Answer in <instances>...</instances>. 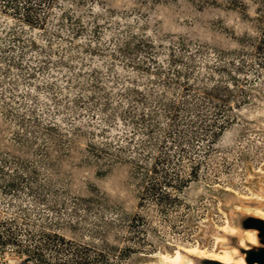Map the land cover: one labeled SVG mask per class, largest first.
I'll return each mask as SVG.
<instances>
[{
	"label": "rangeland",
	"instance_id": "1",
	"mask_svg": "<svg viewBox=\"0 0 264 264\" xmlns=\"http://www.w3.org/2000/svg\"><path fill=\"white\" fill-rule=\"evenodd\" d=\"M19 1H23V6L24 0ZM242 2L235 6L227 0H219L216 5L201 9L190 0H163L156 4H142L140 0H86L82 8H77L71 0H57L47 26L39 28L16 14L14 5L7 6L6 0H0V125L4 133L1 136L14 144L17 142L12 131L29 130L33 135L37 128L30 126L33 122L29 119L24 125L15 117L7 120L4 113L8 108L27 115L33 111L46 121H57L70 128L72 115L76 117L74 124L90 118L97 123L106 122L99 109L100 102L95 103V117L86 106L81 114L71 115L75 94L84 92L88 96L99 92L92 86L98 79L113 93L115 102L125 104L132 96L121 92L126 84H133V79L139 80L135 86L143 91L150 86L165 88L153 71L138 69L130 55L113 54L118 50L114 37L120 34L124 40L127 33L122 27L129 22L135 32L154 37L158 45L154 55L166 66L170 59L171 35H175V40L180 35L188 36L194 41L193 46L206 45L205 50L196 55V76L199 77L193 75L192 80L204 78L211 82L206 79L211 72L206 65L213 67L215 61L221 60L227 64L224 69H216V84L229 86L233 95L224 96L225 101H217L223 110L216 109V125L225 119H234L216 134V139L211 133L200 130L198 139L191 138L187 147L192 159L180 157L169 165L186 172L196 166L198 172L184 189L173 191L169 187L180 198L178 205H169L163 211L154 202L142 203L141 182L135 178L133 166L128 162L101 173L95 160H89L86 151L89 137L79 136L69 155L62 158L61 174L52 175L56 180L60 178L65 186L70 183L66 193L58 190V198L70 200L71 196H81L92 200L80 206L69 202L67 207L72 209L62 207L61 213L55 212L53 216L74 219L73 225L60 228L68 236L92 244L89 264H169L165 254L172 255L177 250L196 259L198 264H206L211 259L191 256L186 249L198 246L224 251L239 246L242 234L230 235L229 224L238 226L244 234L247 229L242 220L258 216L264 210V44L258 48L263 35L256 20L262 3ZM138 7H142V12L134 10ZM70 9L79 14L84 10L83 22L87 28L80 34H74L78 22L67 19L64 14ZM95 14L100 15L99 33L95 31ZM247 34L255 41L243 38ZM234 49H243L244 54L236 56L231 53ZM145 54L139 52L134 57L143 59ZM166 90L171 95L176 90L180 92L179 86ZM243 90L248 94L243 95ZM58 94L64 99L65 109L57 108L55 96ZM135 105L148 106L142 102ZM122 114L120 109L112 112L108 129L122 133L133 130L134 126L139 128L136 136H141L140 127ZM162 121H166L165 116ZM191 132V129L185 132L187 138L192 137ZM102 134L98 132V138H102ZM8 198L0 191V208L8 204ZM41 210L52 212L48 205H41ZM135 217L141 220H133ZM96 229L102 233H96ZM224 238L227 242L222 240ZM247 243L252 246L251 242ZM247 249L242 247L243 251ZM100 251L106 256L98 259L96 255ZM22 263L23 259L16 252L0 255V264Z\"/></svg>",
	"mask_w": 264,
	"mask_h": 264
},
{
	"label": "trees",
	"instance_id": "2",
	"mask_svg": "<svg viewBox=\"0 0 264 264\" xmlns=\"http://www.w3.org/2000/svg\"><path fill=\"white\" fill-rule=\"evenodd\" d=\"M71 1L77 8H82L86 2V0ZM162 1L140 0L142 4L148 2L156 4ZM190 1L202 9L206 5H216L219 0ZM256 1L262 3L256 16L259 31L263 35L258 48H262L261 44H264V0ZM6 2L7 6L14 5L15 13L23 16L25 22L35 27L45 28L57 0H24L23 6L21 5L23 1L19 0H6ZM227 2L235 6L243 3L242 0H227ZM134 10L143 9L138 7ZM41 11L43 14L40 13ZM83 12V9L80 14L74 9L64 11L67 19L78 22L74 27L75 35L87 28L83 22ZM99 16L96 14L94 16L95 31L98 33L100 30ZM118 25L120 26V23ZM122 28L126 29V38L123 40L120 34L114 37L118 50L113 54L124 57L130 55L131 62L135 63L138 69L153 71L152 74L158 76L159 82L165 88L160 90L150 86L148 90L143 91L140 86H135L139 80L133 79L134 82H131L133 84L130 86L126 84L125 90L121 92L122 95L127 92L132 96L129 103L125 104L115 102L113 93L98 79L92 86L99 92L88 96L84 92L75 94L71 102L75 108L71 111V115L74 112L76 115L81 114L85 111L83 106H86L87 111L91 112L90 115L94 116L97 111L94 110L95 103L100 102L99 109L105 116L106 122L97 123L90 118L81 124H74L76 117L72 115L73 122L70 128H66L57 121H46L33 111L32 114L27 115L21 112L14 113L10 108L6 110L4 114L7 120L9 117H15L20 125H24L27 124L26 119H29L33 122L30 126H35L37 130L33 131V135L29 130L12 131L15 136L14 140L17 142L14 144L6 140L5 136H1L4 133L0 125V191L10 197L8 204L0 208L1 256H5L9 251L16 252L23 259L22 264H89L92 244L70 237L60 228L61 225H73L74 219L56 214L53 216L55 212L61 213L59 210L62 207L72 209L67 207L69 202L80 206L81 203L86 204L92 200L81 196H71L70 200L68 197L58 198V190L66 193L70 182L65 186L60 178L57 181L52 175L54 172L61 174V160L69 155L73 143L79 136L89 137L86 151L89 154V160H95L99 165L101 173L123 162L132 164L134 176L141 182L142 203L154 202L165 211L166 207L178 205L180 201L178 195L173 194L169 187H172L173 191H180L189 186L191 178L196 177L198 173L196 166H193L190 172H186V170L169 167V165H173L180 157L182 160L192 159V154L187 147L191 143V138L198 139L200 130L211 133L213 139H216V134L223 131L234 119H225L216 125V109L223 110V106L216 104L217 101H225L224 96L233 95V90L229 86L221 82L216 84V69H224L227 66L226 62L221 60L222 62L216 63L215 61L213 67L206 65L212 72L206 79H210L211 82H207L204 78L192 80V76H196L198 67L196 55L204 51L206 45L196 43L193 46L192 38L180 35L178 40H175V35H171L170 59L166 66L154 55L158 50V45L153 36L135 32L130 22ZM243 38L255 41L248 34ZM32 44L36 45V42L32 41ZM139 52L148 55L145 54L143 59L135 58L134 55ZM243 52V49H234L231 53L239 56L243 55ZM236 65L238 69L241 68L238 64ZM176 86H179L180 92L176 90L171 95L166 90V88L174 89ZM99 93L100 96H98ZM247 94L248 92L243 90V95ZM55 101L58 104V110L65 109L64 99L59 94L55 96ZM137 102L148 104V106L140 107L135 105ZM118 109L125 118L128 116L134 125L140 127L141 136H136L139 128L134 126L133 130L122 133L108 129L110 128L108 122H111L110 116ZM164 116L165 122L162 121ZM97 125L100 126L97 127ZM189 129L192 131V137L187 138L185 132ZM160 131L161 134H159ZM98 132L103 133L102 138H98ZM3 149L11 151L4 152ZM153 155L155 156L151 163ZM51 195L56 198L51 200L49 198ZM41 205H48L53 213L42 211ZM133 220L139 221L141 218L135 217ZM94 231L102 233V230ZM105 256L106 254L100 251L96 258L100 259ZM209 262H216V260ZM218 263L221 264V262Z\"/></svg>",
	"mask_w": 264,
	"mask_h": 264
},
{
	"label": "bare ground",
	"instance_id": "3",
	"mask_svg": "<svg viewBox=\"0 0 264 264\" xmlns=\"http://www.w3.org/2000/svg\"><path fill=\"white\" fill-rule=\"evenodd\" d=\"M258 216L264 219L263 209L261 212H259ZM227 231L230 235L242 234L241 235L242 237L239 241V246L234 245L231 248L226 249L224 251H219V250H214V249L207 250L205 248L194 246V247H189L186 249L187 254L198 257V258H203V259L207 258L211 260H216L224 264H232V263L247 264L245 257L241 254L240 248L242 247L248 248L249 246L247 242L258 244L259 243L258 231L256 229H247L244 231V234H243V231L238 226L230 225V224L227 227ZM222 240L227 242V239L225 238ZM186 256L181 251L177 250V252H175L172 255L165 254V259L169 261V264H198L196 259L188 258Z\"/></svg>",
	"mask_w": 264,
	"mask_h": 264
},
{
	"label": "water",
	"instance_id": "4",
	"mask_svg": "<svg viewBox=\"0 0 264 264\" xmlns=\"http://www.w3.org/2000/svg\"><path fill=\"white\" fill-rule=\"evenodd\" d=\"M242 225L245 229L258 231L259 243H252V246L241 254L245 257L247 264H264V219L259 216H247L242 220Z\"/></svg>",
	"mask_w": 264,
	"mask_h": 264
},
{
	"label": "flooded vegetation",
	"instance_id": "5",
	"mask_svg": "<svg viewBox=\"0 0 264 264\" xmlns=\"http://www.w3.org/2000/svg\"><path fill=\"white\" fill-rule=\"evenodd\" d=\"M249 248V247H248ZM240 251H242V252H244L243 250H242V248H240ZM206 264H220V263H218L217 261L216 262H209V261H207V262H205Z\"/></svg>",
	"mask_w": 264,
	"mask_h": 264
}]
</instances>
